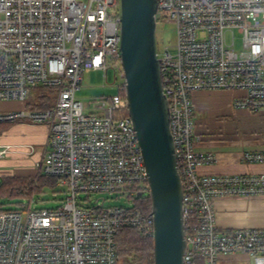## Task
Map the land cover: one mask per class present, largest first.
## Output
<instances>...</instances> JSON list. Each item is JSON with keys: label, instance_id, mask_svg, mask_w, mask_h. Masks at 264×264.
Masks as SVG:
<instances>
[{"label": "built area", "instance_id": "2783aa9c", "mask_svg": "<svg viewBox=\"0 0 264 264\" xmlns=\"http://www.w3.org/2000/svg\"><path fill=\"white\" fill-rule=\"evenodd\" d=\"M163 20L173 22L175 31L172 50L156 56L182 185V264H220L229 254L264 264V226L220 228L214 207L219 197H264V172L199 171L216 156L195 149L200 135L192 98L194 91L239 90L235 107L264 110V0H157L156 22ZM235 33L239 50L233 47ZM86 67L104 76L112 67L114 80L115 73L121 78L118 88L124 83L120 0H0V101L22 103L0 111V122L46 125V152L34 165L66 189L56 208L25 203L0 209V264H117V227L152 237V213H143L134 200L128 207L78 201L79 192L148 196L125 94L104 96L97 113H85L75 90ZM37 86L56 88V97L50 107L28 110V88ZM17 147L26 155L34 152L32 144ZM14 149L0 143V157ZM240 159L264 163V150H243Z\"/></svg>", "mask_w": 264, "mask_h": 264}, {"label": "water", "instance_id": "95a60500", "mask_svg": "<svg viewBox=\"0 0 264 264\" xmlns=\"http://www.w3.org/2000/svg\"><path fill=\"white\" fill-rule=\"evenodd\" d=\"M156 12L157 0H120L121 65L127 112L147 171L153 264H182V185L156 56Z\"/></svg>", "mask_w": 264, "mask_h": 264}, {"label": "crops", "instance_id": "0c3cea01", "mask_svg": "<svg viewBox=\"0 0 264 264\" xmlns=\"http://www.w3.org/2000/svg\"><path fill=\"white\" fill-rule=\"evenodd\" d=\"M213 104L202 99L205 92L195 91L193 101L195 112H205L195 117V130L200 135L195 149L210 151L216 161L199 167L203 173L264 172V163H246L240 159L243 150H264V110L252 112L233 105L234 96L239 90H214ZM217 99V100H216ZM22 103L16 100L0 101V111L20 108ZM0 143L14 145L13 151L0 157V176L7 174H34L17 158L26 155L20 152L19 144H32L34 152L27 154L33 162L42 159L46 152L47 127L44 123L27 121L14 122L3 131ZM19 149V151L17 150ZM18 162V163H17ZM216 224L220 228L238 226H264V197H219L214 200ZM227 256V255H226ZM225 264L234 261L223 256Z\"/></svg>", "mask_w": 264, "mask_h": 264}, {"label": "rangeland", "instance_id": "374dc122", "mask_svg": "<svg viewBox=\"0 0 264 264\" xmlns=\"http://www.w3.org/2000/svg\"><path fill=\"white\" fill-rule=\"evenodd\" d=\"M230 40V39H229ZM155 43H156V52H160L168 47L172 50V46L175 43V31L174 24L170 20H163L156 22L155 26ZM233 47L236 50L241 48V37L240 34H234V43ZM117 79L114 80V72L112 67H109L104 76V71L99 69H93L90 67L84 68L81 74V80L78 88L75 90V97L83 105V111L85 113H97V105L101 101L102 97L109 96L117 92L118 85L121 81V78L115 73ZM217 90H226V89H217ZM205 93L202 94V99L204 103L213 104L212 98H214V90H202ZM36 93L35 88H28V94L26 99L31 100L33 98V93ZM192 92V98H193ZM217 100V99H216ZM205 112H196L193 115L195 117H200ZM18 122V121H16ZM4 130L10 128L13 122H4ZM3 130V131H4ZM3 131L0 133V137L3 134ZM1 140V139H0ZM26 143V142H25ZM8 155V154H7ZM10 156V155H8ZM31 156L21 155L17 158L28 168V170L36 171L34 162L30 160ZM18 163V162H17ZM66 195V189L64 185L54 182L53 184L45 183L40 190H37L32 193L31 196H14L6 197L0 195V209H17L22 207L23 204L29 203L31 208H56L61 205ZM131 195V196H130ZM78 201L81 205L90 206L96 202H100L104 205H122V206H131L133 201L132 197L135 196L133 192L126 190H116L112 192L108 191H97L89 193L88 197L85 192H79ZM225 257L234 261L233 264H250L251 260L246 254H229ZM129 258H132V255H129ZM145 264V263H141ZM220 264H225V259L223 256L220 258Z\"/></svg>", "mask_w": 264, "mask_h": 264}, {"label": "trees", "instance_id": "16d2710c", "mask_svg": "<svg viewBox=\"0 0 264 264\" xmlns=\"http://www.w3.org/2000/svg\"><path fill=\"white\" fill-rule=\"evenodd\" d=\"M33 98L26 100L24 107L28 110L42 109L53 105L57 89L54 87H35ZM118 91L125 94L124 83ZM14 123V122H13ZM4 122H0V133L4 130ZM55 178L37 170L34 174H7L0 176V195L6 197L26 196L40 190L45 184H53ZM136 206L143 212L150 211L149 197L137 195L132 198ZM115 247L117 264H153L152 237L132 226H119L115 230ZM132 255V258H129Z\"/></svg>", "mask_w": 264, "mask_h": 264}]
</instances>
